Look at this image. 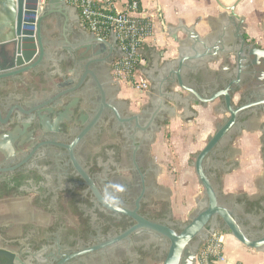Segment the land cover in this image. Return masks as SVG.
<instances>
[{"label": "flooded vegetation", "instance_id": "1", "mask_svg": "<svg viewBox=\"0 0 264 264\" xmlns=\"http://www.w3.org/2000/svg\"><path fill=\"white\" fill-rule=\"evenodd\" d=\"M238 21L234 40L248 48L241 74L246 92L233 105L243 110L213 152L226 149L245 122L262 119L264 154V67L260 58L251 64L253 49H264V29L253 37L244 20ZM39 35L43 52L34 57L31 72L15 74L7 67L14 45L3 52L8 62L0 71V264H162L167 240L146 228L124 236L137 225L133 214L171 224L177 233L180 224L155 185L149 140L132 138L129 102L115 100V87L109 85L118 57L101 55L90 63L92 52H69L74 37L58 14L44 19ZM90 72L107 101L114 97L119 105L113 104L119 120L107 109L90 118V110L100 105V88ZM149 108L145 103L139 112Z\"/></svg>", "mask_w": 264, "mask_h": 264}, {"label": "water", "instance_id": "2", "mask_svg": "<svg viewBox=\"0 0 264 264\" xmlns=\"http://www.w3.org/2000/svg\"><path fill=\"white\" fill-rule=\"evenodd\" d=\"M214 1L221 9L227 11L228 15L226 16V13L219 14L218 19L208 16L207 22L211 33L204 38L196 34L193 27L186 28L179 24L177 30L183 35V39L178 40L175 36H170L177 45V59L169 79H166L167 86L176 84L187 94L184 101L206 108L207 105L220 99L219 104L214 107V112L217 114L226 112L229 115V118L218 127L204 148L195 156L193 162L195 175L202 188V197L200 198L198 195L194 198L196 209L189 215L187 222L175 221L180 224L179 233L171 228V224H154L133 214L132 217L137 221V225L124 234L126 236L135 229L146 228L167 240L166 255L162 264H196L197 251L210 234L218 231L228 232L247 248L257 250L264 246L263 178L260 177L255 183V188L260 190V194L247 196L246 194L222 195L221 193L223 175L231 173V170L238 166V149L229 145L218 153L213 150L231 131L236 116L243 110L242 107H234L233 97L241 89V74L246 67L245 51H248V48L244 47L243 40H240L239 46L234 40L239 33L240 22L238 20L244 19L243 17L238 18L234 12L235 6L241 0H237L230 7L224 6L219 0ZM39 2L40 0H0V59L3 62L0 63V71H6L5 63L8 60L3 56V52L9 45L15 47L13 57L11 60L9 59V65H7L11 68L12 73L24 74L33 70L35 67L34 57L40 58L43 52L39 35L40 29L43 28L44 19L54 14L63 18L64 25L74 37L69 52L72 49H82L84 53L92 52L94 60L92 59L90 63L99 62L97 58L101 55L126 56L116 47L115 33H112L111 29L108 40L95 37L92 33L87 34L81 29L76 9L68 6L65 0H46L42 7H39ZM25 17H31V19ZM234 20L238 23H235ZM33 28L37 31L35 36L31 32ZM262 28L264 29V25ZM36 47L38 48L37 55ZM253 50L251 55L254 56V60L251 64L256 65L257 59L260 58L264 67V49L254 48ZM224 53H226L225 56L222 55ZM221 55L232 63V68L224 71L208 69L206 62L214 61ZM142 73L144 74L143 71ZM89 74L100 88V105L98 109L93 107L94 109L90 110V118L98 119L101 117L102 111L107 109L114 119L119 120L115 108L119 105L114 104V97L109 96L107 101L105 90L98 82L95 73L90 72ZM262 77H264V73ZM110 81L109 85L115 87L117 94L119 83L112 79ZM243 96L245 93L241 95L242 99ZM77 101V99L74 100L75 105ZM262 103L264 104V101L260 104ZM258 104L251 103L249 106ZM149 105L150 108H156L153 102H150ZM150 108L139 114L132 113V118L127 122H134L131 129L133 139L136 138L139 141L141 138L148 139L151 144L155 138L154 132L159 131L162 126V123H156L162 122V119L157 111ZM92 114L94 115L91 116ZM245 124L246 127L243 129L246 132L259 130L260 124L257 119L245 122ZM122 128V133L127 137V129L123 125ZM86 130L84 129L81 135ZM260 131L262 132V130ZM78 139L79 137L74 141V145ZM259 140L264 173L262 137ZM212 152L213 154H211ZM152 167L156 180V165H152ZM156 187L167 196L168 200V197L171 196L170 190L157 185Z\"/></svg>", "mask_w": 264, "mask_h": 264}, {"label": "crops", "instance_id": "3", "mask_svg": "<svg viewBox=\"0 0 264 264\" xmlns=\"http://www.w3.org/2000/svg\"><path fill=\"white\" fill-rule=\"evenodd\" d=\"M116 11H123L129 0H110ZM141 10L154 15L153 34L145 40L140 51V67L148 82L149 89L144 94L138 93L127 84H119L117 101H128V112L139 114L145 103L153 104L161 117L159 131L150 144L152 165H156L157 186L169 189L168 197L172 219L185 223L189 215L196 209L194 198L202 197V188L193 169L195 156L204 148L208 140L215 134L228 118L226 112L217 114L214 107L220 99L206 108L192 102L184 101L187 94L176 84L167 86L174 62L177 59V45L170 38L183 39L178 32L179 24L186 28H194L200 37L211 33L207 17L218 19V15L227 11L221 9L214 0H136ZM230 7L235 0H219ZM238 18L243 17L247 33L253 37L261 36L264 25V0H242L236 8ZM87 33V32H86ZM89 34V33H87ZM176 39V40H177ZM108 40V39H107ZM226 55V53L222 54ZM220 56L214 61L206 62L212 71L230 70L232 63ZM246 92L242 87L233 97L237 105L241 95ZM261 124L262 119H257ZM260 130L245 131L230 144L238 149V166L231 173L224 174L222 179V195L260 194L255 188L256 181L262 177L263 159L261 154ZM223 238V252L226 258L221 264H264V246L254 250L240 244L231 234L218 231ZM196 264L198 262L196 261Z\"/></svg>", "mask_w": 264, "mask_h": 264}, {"label": "built area", "instance_id": "4", "mask_svg": "<svg viewBox=\"0 0 264 264\" xmlns=\"http://www.w3.org/2000/svg\"><path fill=\"white\" fill-rule=\"evenodd\" d=\"M76 9L78 24L87 33L107 40L115 33L116 47L126 56H119L112 64V75L119 84L146 92L148 82L140 67V51L145 40L153 34L154 15L141 10L136 0H129L123 11H116L110 0H65ZM198 264L226 262L223 238L219 232L210 234L199 248Z\"/></svg>", "mask_w": 264, "mask_h": 264}, {"label": "rangeland", "instance_id": "5", "mask_svg": "<svg viewBox=\"0 0 264 264\" xmlns=\"http://www.w3.org/2000/svg\"><path fill=\"white\" fill-rule=\"evenodd\" d=\"M41 1V6L45 3V0H40Z\"/></svg>", "mask_w": 264, "mask_h": 264}]
</instances>
